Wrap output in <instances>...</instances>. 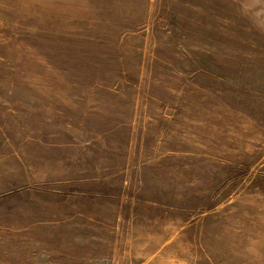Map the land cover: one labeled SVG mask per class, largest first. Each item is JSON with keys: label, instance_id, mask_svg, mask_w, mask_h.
Segmentation results:
<instances>
[{"label": "rangeland", "instance_id": "374dc122", "mask_svg": "<svg viewBox=\"0 0 264 264\" xmlns=\"http://www.w3.org/2000/svg\"><path fill=\"white\" fill-rule=\"evenodd\" d=\"M0 264H264V0H0Z\"/></svg>", "mask_w": 264, "mask_h": 264}]
</instances>
